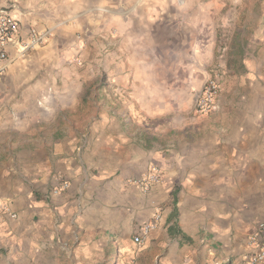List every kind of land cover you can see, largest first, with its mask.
Listing matches in <instances>:
<instances>
[{"label":"crops","instance_id":"0c3cea01","mask_svg":"<svg viewBox=\"0 0 264 264\" xmlns=\"http://www.w3.org/2000/svg\"><path fill=\"white\" fill-rule=\"evenodd\" d=\"M194 1L189 48L200 64L201 34L216 28L214 18L223 8L221 0ZM186 2L17 0L11 14L19 20L20 36L27 38L31 29L49 36L12 64L0 59V69L6 68L0 76V121L6 127L11 114L69 112V64L64 57L58 60V49L69 57V46L97 48L102 37L120 51L123 38L132 34L133 49L114 62L135 67L111 74L119 81L114 91L120 94V114L117 122L97 128L93 142L84 141L96 145L88 163L76 152L81 140L62 127L40 145L37 138L26 139L30 148L21 155H0V198L17 214L0 221V264H240L250 254V237L264 222V24L252 30L250 41L241 35L217 46L212 37L204 48L225 55L229 47L232 61L243 62L248 77H258L261 106L225 108L221 87L214 111L202 115L190 137H168L175 126L148 121L154 106L137 110L132 100L121 99L123 81L136 85L142 73L158 71L150 66L168 64L154 35L168 40L171 22L179 20L172 17L189 13ZM203 16L210 18L208 24ZM88 78L74 76L81 85ZM221 111L234 127L228 119L210 121ZM127 113L134 118L126 119ZM153 166L162 180L148 192L130 182ZM63 181L69 187L54 192ZM157 212L156 227L142 243L135 242Z\"/></svg>","mask_w":264,"mask_h":264},{"label":"rangeland","instance_id":"374dc122","mask_svg":"<svg viewBox=\"0 0 264 264\" xmlns=\"http://www.w3.org/2000/svg\"><path fill=\"white\" fill-rule=\"evenodd\" d=\"M195 3L197 8V2L187 0L186 5H189L187 7L189 13L186 16H179V18L172 17V19L179 20L175 23L171 22L170 31L168 30L169 33H167L168 40H165V34L154 35V43L166 53L164 57L169 60L168 64L150 66L158 71L148 72L147 75L142 73L143 78L135 81L136 85H133L132 80L122 82L126 85V87H122L124 91L121 98L125 103L132 100L137 110H144L152 105L154 106V118L148 117V121H154L155 124L157 122L159 124L170 123L175 126L173 129L175 132H168L166 135L168 137L171 135L180 137V134L190 137L193 134L191 127L203 122L200 120L204 116L212 114L214 110L203 117L195 114V95L203 88L208 79L216 75L224 74L221 78V87L223 88L220 93L223 107L229 108L236 104L245 108L248 103L255 107L262 105L260 100L262 89L258 88V77H248L249 74H247L244 63L232 61L229 47L225 55L220 49L216 48L212 53L204 48L205 43L212 37L217 46L226 42L231 44L237 36L241 37V35L246 41L252 40V30L264 24V0H235L234 3L229 0H221L219 9H223L214 18L216 28L212 32L201 34L203 46L202 50L198 51L200 64L194 62V52L189 48V32L191 33V31L188 27L191 28L190 24L195 19L192 16ZM0 6L8 8L10 11L18 7L17 0H0ZM207 19L208 21H206ZM209 20L208 17L201 18L203 23L208 24ZM132 36L130 34L128 38H123L125 40L122 42L120 51L117 50L119 45L108 43L102 37L99 38L101 42H98L100 47L97 45V48L86 49L85 46L76 44L73 47L69 46V57L65 56L66 50L58 49V60L64 57L66 61L64 65L68 66L69 64V101H71L69 102V112L11 114V118L7 122L8 127H6V121H0V155H12L13 153L21 155L25 149L30 148L25 142L26 139L37 138L40 145L43 137L50 136L56 127H62L67 131L69 137L76 135L81 140L80 142L84 143L81 148L79 142L76 152H80L84 162L88 163L96 145H89L87 142H93L91 138L95 137L97 128L104 122L111 123L118 120L120 108L117 100H119L120 94L115 95L114 90L118 89L119 81L111 79V74H126L130 67H135L131 65L118 66L114 62L121 52L124 56L129 55L130 49H133L131 48ZM77 37L75 39H79V41L82 39L80 38L81 34H77ZM14 48V52H7L5 58H1L0 49V59L7 65L23 58V55L17 53L20 47L15 46ZM34 48L28 49L24 55L35 50ZM133 55L136 56V53L130 54V56ZM162 69L163 71H161ZM76 74H81L83 78L89 76V78L81 85L77 79H74ZM59 85L63 86L61 83ZM151 95L153 96L151 97ZM125 103L122 104L125 105ZM141 114L146 115L142 112ZM127 118L132 120L134 117L127 113ZM136 118L141 119L140 116ZM227 119L231 127H234L232 118L225 111L210 117L211 122L222 124L227 122ZM188 127L190 129H187ZM219 127L223 126L216 125V128ZM85 140L87 141L86 146ZM156 143L161 144L159 141ZM91 172H93L92 168ZM134 178H131L130 182Z\"/></svg>","mask_w":264,"mask_h":264},{"label":"built area","instance_id":"2783aa9c","mask_svg":"<svg viewBox=\"0 0 264 264\" xmlns=\"http://www.w3.org/2000/svg\"><path fill=\"white\" fill-rule=\"evenodd\" d=\"M49 36L48 32H39L36 29H31L27 38L20 36V23L15 18L8 8L0 7V49L1 58H5L9 46H19L17 53L24 55V53L37 45L43 44ZM3 68L0 69V76ZM221 90V78L216 75L205 83L203 88L195 95V114L207 115L211 113L216 105L219 92ZM162 180V173L160 168L153 166L143 176L134 178L131 183L141 188L142 191L148 192L152 186ZM69 183L66 181L54 189V192L67 189ZM5 214L16 217L17 214L10 208V206L3 202L0 198V221L3 220ZM161 219V214L157 212L153 221L144 223L141 226L139 235L135 236L134 240L137 243H142L145 236L156 227L157 222ZM250 243L254 247L250 254L246 256L240 264H264V222L259 225V228L250 237Z\"/></svg>","mask_w":264,"mask_h":264}]
</instances>
